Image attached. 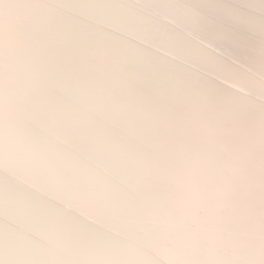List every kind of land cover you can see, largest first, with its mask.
Here are the masks:
<instances>
[{
	"label": "bare ground",
	"instance_id": "1",
	"mask_svg": "<svg viewBox=\"0 0 264 264\" xmlns=\"http://www.w3.org/2000/svg\"><path fill=\"white\" fill-rule=\"evenodd\" d=\"M173 256L264 264V0H0V264Z\"/></svg>",
	"mask_w": 264,
	"mask_h": 264
},
{
	"label": "clouds",
	"instance_id": "2",
	"mask_svg": "<svg viewBox=\"0 0 264 264\" xmlns=\"http://www.w3.org/2000/svg\"><path fill=\"white\" fill-rule=\"evenodd\" d=\"M38 223H46L43 217H33ZM214 217L210 207L202 202V198L195 193L180 202L171 214L150 218L148 223L160 248L170 253L187 248L195 243L196 233L209 227ZM168 264H184L173 256Z\"/></svg>",
	"mask_w": 264,
	"mask_h": 264
}]
</instances>
